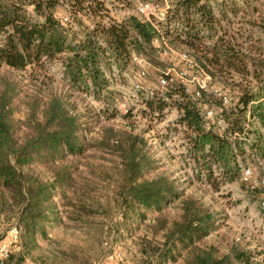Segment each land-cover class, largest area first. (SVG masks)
I'll list each match as a JSON object with an SVG mask.
<instances>
[{
  "label": "trees",
  "instance_id": "trees-1",
  "mask_svg": "<svg viewBox=\"0 0 264 264\" xmlns=\"http://www.w3.org/2000/svg\"><path fill=\"white\" fill-rule=\"evenodd\" d=\"M142 1L0 0V68L28 71L33 76L44 73L47 64L58 60L68 80L67 92L48 95L45 100L32 98L21 138L16 137L11 118V84L0 89V214L13 216L24 233L22 241L32 236L52 211L49 205L53 186L27 168L36 161L83 156L93 147L86 141V134L99 125V116L89 108L78 109L71 101L73 93L97 99L106 87L102 69L106 60L121 69L132 55H145L151 50L153 38L161 36L137 15L113 20L106 7L109 2L123 4L124 9L134 8ZM205 3L175 0L161 31L172 44L188 49L196 70L208 76V87L200 90L198 97L185 94L179 85L168 86L160 94L168 98L179 95L184 101L177 109L182 113L180 122L191 136L192 158L212 160L233 181L238 179L239 162L244 163L251 155L264 159V42L262 38L254 40L252 32L234 29L230 22L224 30L220 26L224 14L223 19L215 18L208 0ZM258 12V8H252V14ZM247 13L234 11V19L246 16L247 25H257ZM173 22H183L185 31L171 35L168 26ZM261 26L262 22L258 24ZM163 105L159 101L158 111ZM210 110L211 118L206 117ZM101 128L103 140L111 143L104 147L115 159L110 176L102 177L111 178L114 193L119 196L116 206L123 215L130 213L134 218L140 209L160 213L178 203L175 218H156L162 241L156 246L144 244V256L163 264L175 261L173 252L182 250V264H260L256 260L259 254L240 242H231L220 254L216 247L204 245L202 241L218 228L214 214L179 191L174 180L161 173L152 175L156 162L140 133ZM60 183L64 195L70 182L66 179ZM76 201L72 220L83 223L93 213L85 203L86 194ZM21 261L19 255L10 254L4 264Z\"/></svg>",
  "mask_w": 264,
  "mask_h": 264
},
{
  "label": "rangeland",
  "instance_id": "rangeland-1",
  "mask_svg": "<svg viewBox=\"0 0 264 264\" xmlns=\"http://www.w3.org/2000/svg\"><path fill=\"white\" fill-rule=\"evenodd\" d=\"M201 1L206 4V0ZM106 4L113 20L120 21L130 14L137 15L142 21L147 19L137 13L135 7L124 9L123 4ZM141 4L154 8V14L149 19L161 36L153 38L151 50L145 55H132L121 69L106 60V65L102 64L106 87L97 99L93 95L73 93L71 101L78 109L89 108L99 116V125L86 134V141L93 147L83 156L62 160L41 159L27 168L53 186L48 204L52 211L47 213L48 218L34 230L32 236L23 241L21 236L24 233L13 216L0 214V264H4L10 254L19 255L22 258L20 264H161L154 257L144 256L143 246L146 243L156 246L162 241V232L158 231L155 220L159 216L167 220L175 218L178 203L160 213L137 210L134 218L133 214L123 215L117 209L119 196L114 193L111 178L102 177L110 176L111 164L115 160L110 149L104 147L111 143L103 140L102 126L140 133L156 162V171L152 175L161 173L174 180L179 191L198 200L214 214L218 228L202 241L204 245L216 247L220 254L231 242H240L245 248L258 253L256 260L264 264V159L251 155L244 163L239 162L238 179L230 181L212 160L192 158L191 136L180 122L182 113L177 109L184 101L179 95H171L170 98L167 94L161 95L157 86L159 77L165 74L175 77V73L184 67L176 55L169 54L167 50L175 54L188 55L189 52L181 44H172L171 39L161 31L166 25V13L172 9L175 0H143ZM207 4L215 18L223 19L224 14L221 28L227 30L230 22L234 24V29L252 32L254 40L262 38L264 42V0H208ZM252 8H258V14H252ZM238 10H247V15L252 16L251 20L257 21V25H247L249 17L246 16L243 19L238 15L234 19L233 12ZM184 27L183 22H173L168 26L171 35L181 34L185 31ZM204 33L201 32L200 36ZM157 38H162V43H155ZM207 44L210 45V41ZM133 56H140L144 62L141 65L147 75L143 79L136 75L138 66L132 62ZM188 75V81L192 82L183 85L174 80L169 87L179 85L185 94L191 95L193 92L186 89H193L201 79L196 69L190 70ZM67 81L62 63L58 60L47 64L44 73L33 76L28 71L0 68V89L11 84L10 91L14 94L11 118L17 138H21L26 130L27 105L31 104L32 98L45 100L48 95L65 93L68 91ZM136 83L142 88L138 92L134 89ZM149 91H153L155 97H150ZM161 100L164 107L160 112L157 106ZM149 102H152L151 108L148 107ZM245 149L248 153L247 147ZM247 169L251 171L249 177L243 175ZM66 179L70 183L62 195L60 181L64 183ZM83 194H86L88 201L85 203L93 214L80 223L72 220V212L76 210L72 206L78 205L76 200ZM173 254L175 261L163 264L183 263L184 251L178 250Z\"/></svg>",
  "mask_w": 264,
  "mask_h": 264
},
{
  "label": "built area",
  "instance_id": "built-area-1",
  "mask_svg": "<svg viewBox=\"0 0 264 264\" xmlns=\"http://www.w3.org/2000/svg\"><path fill=\"white\" fill-rule=\"evenodd\" d=\"M135 10L137 13L141 14V15H144L147 17L146 21L149 22L153 28V30L157 33H159L158 29L153 25V23L150 21V17L153 16L154 14V8L150 5H137L135 6ZM164 14H163V18H164ZM163 39L160 38V39H155L154 42L155 43H162ZM167 52H169V54H172V55H176V57L178 58L179 62H181L183 64V69L179 70V72H176L175 73V77L172 76L171 74H165L164 76H161L158 78L157 80V86H159L160 88V92L163 93V91L168 87L170 86V84L172 83V81H178L180 82L181 84L183 85H186V83H190L192 81H188V73L190 70L192 69H196V65L194 64V62L189 58V56L187 54H184V53H181V54H175L172 50L168 49ZM166 53V52H165ZM132 62L138 66V72H137V77L139 79H143L144 77H146L147 75V72L146 70L144 69V66L141 65L143 64V60L140 56H133L132 58ZM198 75H199V79H201L200 81H197L195 86H193L194 88L189 90L188 88L186 89V91H192L196 97L199 96V91L200 90H204L207 86V83L209 81V78L208 76L201 70H199L198 72ZM195 79L193 78V81ZM187 87V86H186ZM134 89L135 91L138 92V90L140 91L141 86L139 84H135L134 85ZM134 91V92H135ZM214 93L217 95V96H220V92H218V90H214ZM149 96L150 97H153L155 95H153V91H149ZM224 99V103H226V99ZM213 116V112L210 110L208 112H206V117H209L211 118ZM243 175L245 177H249L251 175V171L249 169L245 170L243 172Z\"/></svg>",
  "mask_w": 264,
  "mask_h": 264
},
{
  "label": "crops",
  "instance_id": "crops-1",
  "mask_svg": "<svg viewBox=\"0 0 264 264\" xmlns=\"http://www.w3.org/2000/svg\"><path fill=\"white\" fill-rule=\"evenodd\" d=\"M115 5H116V3H115ZM107 7V6H106ZM108 8V7H107ZM109 9V8H108Z\"/></svg>",
  "mask_w": 264,
  "mask_h": 264
}]
</instances>
